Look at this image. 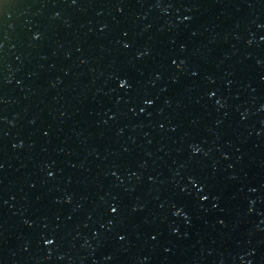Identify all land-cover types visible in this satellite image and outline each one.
<instances>
[{
  "label": "water",
  "instance_id": "water-1",
  "mask_svg": "<svg viewBox=\"0 0 264 264\" xmlns=\"http://www.w3.org/2000/svg\"><path fill=\"white\" fill-rule=\"evenodd\" d=\"M0 264H264V0H0Z\"/></svg>",
  "mask_w": 264,
  "mask_h": 264
},
{
  "label": "snow or ice",
  "instance_id": "snow-or-ice-1",
  "mask_svg": "<svg viewBox=\"0 0 264 264\" xmlns=\"http://www.w3.org/2000/svg\"><path fill=\"white\" fill-rule=\"evenodd\" d=\"M125 86H126V84H124V83H121V85H120L121 88H123V87H125ZM115 211H116V209L113 208V212H115Z\"/></svg>",
  "mask_w": 264,
  "mask_h": 264
}]
</instances>
